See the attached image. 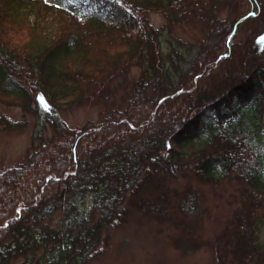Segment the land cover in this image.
Segmentation results:
<instances>
[{
	"label": "trees",
	"instance_id": "obj_1",
	"mask_svg": "<svg viewBox=\"0 0 264 264\" xmlns=\"http://www.w3.org/2000/svg\"><path fill=\"white\" fill-rule=\"evenodd\" d=\"M188 26L197 43L174 33ZM0 103L53 133L0 172V264H88L126 220V202L168 225L164 240L182 253L264 264V0H81L75 13L0 0ZM96 103L100 122L73 128L59 116ZM23 125L0 116L1 130ZM186 170L212 191L231 188L212 235L202 189L153 184Z\"/></svg>",
	"mask_w": 264,
	"mask_h": 264
},
{
	"label": "rangeland",
	"instance_id": "obj_2",
	"mask_svg": "<svg viewBox=\"0 0 264 264\" xmlns=\"http://www.w3.org/2000/svg\"><path fill=\"white\" fill-rule=\"evenodd\" d=\"M54 5L65 6L71 13L78 10L81 0H47ZM115 22L121 18L118 12L109 14L107 19L113 18ZM150 21L157 27L164 25V19L159 13H148ZM174 33L186 42L197 43L200 40L198 28L188 26L183 29L175 28ZM139 73L137 67H132L127 75L130 80ZM119 79L113 82V95L111 101L119 104L123 90L118 88ZM232 105L235 103L233 98ZM122 102L120 108H124ZM105 104H84L64 109L59 116L70 127L79 128L86 122H100ZM12 121L23 122L21 130L0 129V172L12 166H17L25 160V154L30 141L35 136L49 137L52 129L48 123L36 119L30 114H25L19 108L0 103V116ZM201 119L206 123L209 118L204 114ZM153 184L160 185L169 193H180L188 184L202 189L205 192L211 216L205 223L204 235H212L221 225L225 217L230 214L232 205L229 202L231 188L224 186L215 191L199 184L194 174L186 170L173 178L153 179ZM123 207L128 211L127 218L120 224H113L106 245H102L97 257L88 264H212L211 253L204 247H198L189 253H182L166 243L164 235L171 231L166 224H159L144 216L139 215L126 202ZM264 237V233L262 234Z\"/></svg>",
	"mask_w": 264,
	"mask_h": 264
},
{
	"label": "snow or ice",
	"instance_id": "obj_3",
	"mask_svg": "<svg viewBox=\"0 0 264 264\" xmlns=\"http://www.w3.org/2000/svg\"><path fill=\"white\" fill-rule=\"evenodd\" d=\"M46 2H47V0H46ZM42 99V98H41Z\"/></svg>",
	"mask_w": 264,
	"mask_h": 264
}]
</instances>
